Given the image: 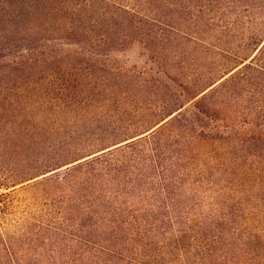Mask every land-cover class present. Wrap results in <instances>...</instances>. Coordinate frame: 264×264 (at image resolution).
I'll return each instance as SVG.
<instances>
[{"label":"rangeland","instance_id":"obj_1","mask_svg":"<svg viewBox=\"0 0 264 264\" xmlns=\"http://www.w3.org/2000/svg\"><path fill=\"white\" fill-rule=\"evenodd\" d=\"M143 5L140 33L64 43L63 60L37 65L29 163L56 165L0 179V233L18 264L264 262L261 89H220L205 125L163 126L264 41V0Z\"/></svg>","mask_w":264,"mask_h":264},{"label":"trees","instance_id":"obj_2","mask_svg":"<svg viewBox=\"0 0 264 264\" xmlns=\"http://www.w3.org/2000/svg\"><path fill=\"white\" fill-rule=\"evenodd\" d=\"M133 1L0 0V179L14 173L22 182L42 176L48 172L45 169L56 165L45 164L42 168L29 163L35 145L37 65L63 60L64 43L81 47H98V43L111 46L114 32L119 28L126 32L125 39L140 33L141 28L151 23L141 12L143 0ZM236 68L229 77L201 92L202 96L190 108L183 105L171 112L169 116L177 113L163 126L180 123L191 129L197 122L205 125L209 118H214L208 100L220 89L240 95L241 82L249 83L254 94L256 89H261L264 100V41ZM235 80L239 81L234 84ZM128 143L136 144L137 140ZM11 158L20 164L6 166ZM13 255V240L0 233V264H18Z\"/></svg>","mask_w":264,"mask_h":264}]
</instances>
